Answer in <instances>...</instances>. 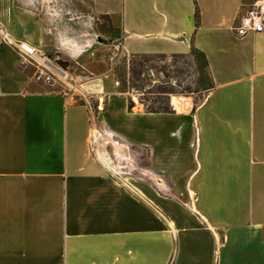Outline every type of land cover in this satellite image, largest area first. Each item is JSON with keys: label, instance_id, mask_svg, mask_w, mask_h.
Here are the masks:
<instances>
[{"label": "crops", "instance_id": "obj_1", "mask_svg": "<svg viewBox=\"0 0 264 264\" xmlns=\"http://www.w3.org/2000/svg\"><path fill=\"white\" fill-rule=\"evenodd\" d=\"M114 2L89 11L125 54L195 52L208 93L139 113L102 85L37 84L19 43L43 52L42 22L0 10V264H264V31H231L264 0H121L118 23ZM107 137L143 161L136 178L112 174Z\"/></svg>", "mask_w": 264, "mask_h": 264}, {"label": "rangeland", "instance_id": "obj_2", "mask_svg": "<svg viewBox=\"0 0 264 264\" xmlns=\"http://www.w3.org/2000/svg\"><path fill=\"white\" fill-rule=\"evenodd\" d=\"M88 3L89 0H82L81 8L72 10L73 0H0V10L16 6L34 11L45 31L43 53L58 64H65L73 74L81 73L75 66L78 62L93 78L92 82L84 85L86 92L87 89L88 93L91 92L94 85H102L105 92L124 97L130 112L139 108V113H172L173 96L189 97L194 104L205 98L210 79L203 60L195 52L187 56L125 54L120 63L113 66L106 55L117 33L110 29L106 17L97 18L90 13ZM121 6V0L112 4V8L118 10L115 13L117 23L122 17ZM65 40L75 42L81 52L73 53L65 45ZM54 45H58L59 50ZM115 81L119 82L117 87L114 86ZM99 110H102L101 105ZM103 153L113 166L112 174L120 179L136 178V165L143 164L141 159L138 162L132 150L129 158L115 156L113 148H107Z\"/></svg>", "mask_w": 264, "mask_h": 264}, {"label": "built area", "instance_id": "obj_3", "mask_svg": "<svg viewBox=\"0 0 264 264\" xmlns=\"http://www.w3.org/2000/svg\"><path fill=\"white\" fill-rule=\"evenodd\" d=\"M231 31L236 38H243L248 35L259 34L264 31V4L258 3L248 6L244 11L238 12L231 26ZM101 41V40H99ZM109 51L106 55L108 61L115 66L120 63L125 55L120 39L109 44ZM22 62L34 68L33 81L46 86H64L79 94H87L84 85L93 81L90 73L86 75L73 74L68 71L65 64L61 65L52 61L45 53L36 50L34 47L19 43ZM80 70L85 71L82 67ZM119 82L115 81L114 86Z\"/></svg>", "mask_w": 264, "mask_h": 264}, {"label": "bare ground", "instance_id": "obj_4", "mask_svg": "<svg viewBox=\"0 0 264 264\" xmlns=\"http://www.w3.org/2000/svg\"><path fill=\"white\" fill-rule=\"evenodd\" d=\"M74 49L77 53L81 52L80 47L75 46ZM171 105L178 113L187 115L191 110L192 102H191V98H189V97L173 96L171 99ZM107 140L112 144L113 152H114L115 156H117L119 158L125 157L126 151H125L124 146L116 143L110 137H107Z\"/></svg>", "mask_w": 264, "mask_h": 264}]
</instances>
